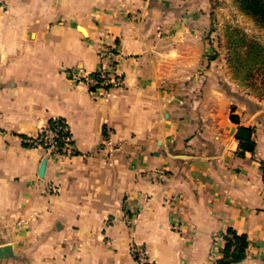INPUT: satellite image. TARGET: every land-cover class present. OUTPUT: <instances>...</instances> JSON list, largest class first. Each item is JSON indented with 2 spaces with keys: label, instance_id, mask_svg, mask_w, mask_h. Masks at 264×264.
Wrapping results in <instances>:
<instances>
[{
  "label": "crops",
  "instance_id": "crops-1",
  "mask_svg": "<svg viewBox=\"0 0 264 264\" xmlns=\"http://www.w3.org/2000/svg\"><path fill=\"white\" fill-rule=\"evenodd\" d=\"M218 4L0 0V264H139L134 243L147 264H216L229 228L248 238L238 264H264V96L231 101L213 62L180 84L203 68ZM104 43L125 78L108 99L78 81ZM56 119L75 153L53 160L27 140ZM240 127L254 129L245 157Z\"/></svg>",
  "mask_w": 264,
  "mask_h": 264
},
{
  "label": "rangeland",
  "instance_id": "rangeland-1",
  "mask_svg": "<svg viewBox=\"0 0 264 264\" xmlns=\"http://www.w3.org/2000/svg\"><path fill=\"white\" fill-rule=\"evenodd\" d=\"M216 9L218 16L214 20L213 31H205L214 34L205 36V40L210 42V47L207 48L208 53H205L203 68L201 64L188 65L186 82L180 83L181 86L196 84L193 76L202 69L203 73L210 74L211 69L208 67L213 62L212 72L219 75V80L222 81L221 87L227 92L231 101L243 102L248 96L263 97L264 24L246 13L239 0H219ZM113 47L119 52L116 44L104 43L100 48V59L103 60L102 55L108 54V50L115 51ZM207 84H209L207 89L209 95L211 82Z\"/></svg>",
  "mask_w": 264,
  "mask_h": 264
},
{
  "label": "built area",
  "instance_id": "built-area-1",
  "mask_svg": "<svg viewBox=\"0 0 264 264\" xmlns=\"http://www.w3.org/2000/svg\"><path fill=\"white\" fill-rule=\"evenodd\" d=\"M113 50H108V54L102 55L101 67L98 71L92 74H86L79 78L78 81L86 83L91 90L103 91V98L108 99L110 93L124 87L125 78L119 70V61L117 57L119 52L113 47ZM80 74V73H79ZM53 127L47 125L40 133L41 137L36 136L33 139H28L27 142L36 147L45 149L48 157L53 160H58L65 156L74 155V147L72 145V138L69 128L64 120L56 119ZM59 143H63L61 146ZM119 144L111 137H108L100 146V152L104 155L107 161H110L117 152ZM264 173V171H263ZM130 255L139 264H147L148 249L139 244H132L130 248Z\"/></svg>",
  "mask_w": 264,
  "mask_h": 264
},
{
  "label": "trees",
  "instance_id": "trees-1",
  "mask_svg": "<svg viewBox=\"0 0 264 264\" xmlns=\"http://www.w3.org/2000/svg\"><path fill=\"white\" fill-rule=\"evenodd\" d=\"M243 10L256 17L264 24V0H239ZM233 121L238 122L236 116H232ZM55 121L49 122L50 127ZM254 129L248 127H240L236 134V139L239 141V149L237 155L245 157L247 153H255L256 143L253 139ZM40 134L39 137H41ZM71 135V134H70ZM63 146V143H59ZM264 171V165H262ZM224 237V248L222 249V257L216 261V264H238L247 257V249L249 242L246 234H239L233 228L227 229Z\"/></svg>",
  "mask_w": 264,
  "mask_h": 264
},
{
  "label": "water",
  "instance_id": "water-1",
  "mask_svg": "<svg viewBox=\"0 0 264 264\" xmlns=\"http://www.w3.org/2000/svg\"><path fill=\"white\" fill-rule=\"evenodd\" d=\"M47 165V159H44V161L41 164L39 175L40 177H44L45 170ZM13 256V247L12 245H4L0 247V259H7Z\"/></svg>",
  "mask_w": 264,
  "mask_h": 264
}]
</instances>
